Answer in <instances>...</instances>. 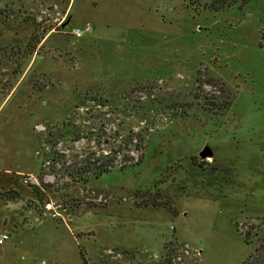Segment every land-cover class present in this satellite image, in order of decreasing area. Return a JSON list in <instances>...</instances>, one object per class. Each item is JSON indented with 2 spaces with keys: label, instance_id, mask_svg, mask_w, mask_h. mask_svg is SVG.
I'll return each mask as SVG.
<instances>
[{
  "label": "rangeland",
  "instance_id": "374dc122",
  "mask_svg": "<svg viewBox=\"0 0 264 264\" xmlns=\"http://www.w3.org/2000/svg\"><path fill=\"white\" fill-rule=\"evenodd\" d=\"M261 219L264 0H0V264H240Z\"/></svg>",
  "mask_w": 264,
  "mask_h": 264
},
{
  "label": "trees",
  "instance_id": "16d2710c",
  "mask_svg": "<svg viewBox=\"0 0 264 264\" xmlns=\"http://www.w3.org/2000/svg\"><path fill=\"white\" fill-rule=\"evenodd\" d=\"M94 155L95 154H93L92 159L90 158L86 159V161H88L89 163L88 167H90V169L92 170L94 177H99L103 173L109 172L110 168H108V166L113 163V159H114L113 155L110 154L108 156H104L105 158ZM138 163H140L139 160H137V162L130 164L134 166V165H138ZM78 169L80 170H76V171L72 170L69 171V173L70 175L79 174L78 176L83 179V177H81L82 174H80V172L82 171L81 170L82 167H79ZM122 169H124L123 166L121 167V170ZM44 186H48V184H45ZM33 187L36 190V192H38L37 194L43 193L41 186H33ZM10 192L14 196L16 195V192L14 190ZM38 197H41V195ZM242 235L244 242L247 245H252L253 248L247 254V256L240 262V264H264V220L261 219L258 222L251 223L250 226L247 228V230L242 232ZM80 254L82 259V262L80 264H88V261L85 258V256L82 253ZM165 263L171 264L170 258H168V260H166Z\"/></svg>",
  "mask_w": 264,
  "mask_h": 264
},
{
  "label": "built area",
  "instance_id": "2783aa9c",
  "mask_svg": "<svg viewBox=\"0 0 264 264\" xmlns=\"http://www.w3.org/2000/svg\"><path fill=\"white\" fill-rule=\"evenodd\" d=\"M82 29L81 28H75L71 33L72 35L79 37L82 35ZM9 239V236L5 232H0V245H3L7 240Z\"/></svg>",
  "mask_w": 264,
  "mask_h": 264
},
{
  "label": "water",
  "instance_id": "95a60500",
  "mask_svg": "<svg viewBox=\"0 0 264 264\" xmlns=\"http://www.w3.org/2000/svg\"><path fill=\"white\" fill-rule=\"evenodd\" d=\"M212 155V150L208 145H205L200 151L199 156L205 158Z\"/></svg>",
  "mask_w": 264,
  "mask_h": 264
}]
</instances>
